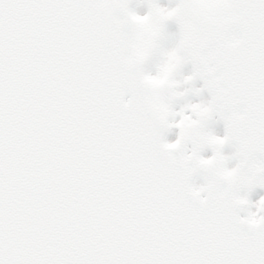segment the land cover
Here are the masks:
<instances>
[{
	"label": "snow or ice",
	"instance_id": "1",
	"mask_svg": "<svg viewBox=\"0 0 264 264\" xmlns=\"http://www.w3.org/2000/svg\"><path fill=\"white\" fill-rule=\"evenodd\" d=\"M136 8L0 0V264H264V0Z\"/></svg>",
	"mask_w": 264,
	"mask_h": 264
},
{
	"label": "rangeland",
	"instance_id": "2",
	"mask_svg": "<svg viewBox=\"0 0 264 264\" xmlns=\"http://www.w3.org/2000/svg\"><path fill=\"white\" fill-rule=\"evenodd\" d=\"M131 2H133L134 5H137L136 11L138 13L143 14V13L148 11L147 4H148L149 0H131ZM158 2L162 5L172 7L178 2V0H158ZM165 31L167 33V37L164 40V45H165V47H170L178 39L179 25L175 19H170L169 21H167ZM155 70H156V68H155V66H153L152 71L155 72ZM192 71H193V68L191 67L190 62H189V63L184 65L182 72H181V75L178 76L177 79L180 81H183L185 79V77L189 76ZM192 85H194L195 87L201 86L200 82L197 79H194L193 81L189 82L188 84H183V83L177 84L176 89H177V91H183L184 87H189ZM201 99H205V100L208 99V97L206 96V94L203 90H202L200 95H197L194 92H188L185 96L176 98V101H175L173 106L177 110V114L175 117H172L171 119L178 120L180 118L178 110L182 104L189 102V101H191V102L199 101ZM185 111H189V110L185 109ZM212 127H213L216 134H218V135L224 134V124L221 123L220 121H217L215 124L212 125ZM178 132H179V128L177 126L173 125L169 131V134H170L169 139L172 140ZM223 151L226 154L231 153V150H229L226 146H224ZM202 154L205 156L211 155L212 154V148L206 147L203 150ZM233 163L234 162H229V166H231V164H233Z\"/></svg>",
	"mask_w": 264,
	"mask_h": 264
},
{
	"label": "flooded vegetation",
	"instance_id": "3",
	"mask_svg": "<svg viewBox=\"0 0 264 264\" xmlns=\"http://www.w3.org/2000/svg\"><path fill=\"white\" fill-rule=\"evenodd\" d=\"M178 133H179V132H178ZM188 147L190 148L191 145L189 144ZM228 149L231 150V152L233 151L232 148H229V147H228ZM229 162H235V161L232 160V161H229ZM261 197H262V192H261L260 190H259V191L255 190L254 192H252L251 194H249V199H250V201L252 202V203L250 204V209H251L252 211H255V210H256V204H255V202L258 201Z\"/></svg>",
	"mask_w": 264,
	"mask_h": 264
},
{
	"label": "water",
	"instance_id": "4",
	"mask_svg": "<svg viewBox=\"0 0 264 264\" xmlns=\"http://www.w3.org/2000/svg\"><path fill=\"white\" fill-rule=\"evenodd\" d=\"M200 79V78H199ZM201 80V79H200ZM201 82H202V84H203V80H201ZM205 91H206V93L208 94V96H209V93H208V91H207V89H205ZM222 121V120H221ZM223 122V121H222ZM175 151V150H174ZM255 189H261L263 192H264V186H261V185H259V184H257L250 192H252L253 190H255ZM248 207V205L247 206H245V208H247ZM240 214L241 215H247V212L246 211H244V210H242L241 212H240Z\"/></svg>",
	"mask_w": 264,
	"mask_h": 264
}]
</instances>
